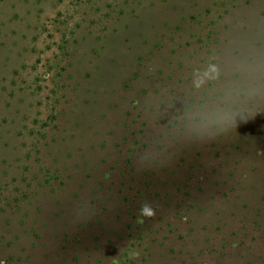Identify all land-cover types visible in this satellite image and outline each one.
I'll return each mask as SVG.
<instances>
[{"label":"rangeland","instance_id":"rangeland-1","mask_svg":"<svg viewBox=\"0 0 264 264\" xmlns=\"http://www.w3.org/2000/svg\"><path fill=\"white\" fill-rule=\"evenodd\" d=\"M239 39L264 0H0V264H264V99L189 119Z\"/></svg>","mask_w":264,"mask_h":264},{"label":"clouds","instance_id":"clouds-1","mask_svg":"<svg viewBox=\"0 0 264 264\" xmlns=\"http://www.w3.org/2000/svg\"><path fill=\"white\" fill-rule=\"evenodd\" d=\"M210 85L215 86L211 106L189 118L193 131L211 137L251 120L248 106L264 99V41L228 40L213 50L207 63L192 75L194 89L205 90ZM155 215L150 203L140 206L141 222Z\"/></svg>","mask_w":264,"mask_h":264}]
</instances>
